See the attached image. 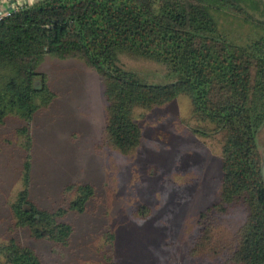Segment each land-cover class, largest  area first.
Here are the masks:
<instances>
[{
    "label": "trees",
    "instance_id": "trees-1",
    "mask_svg": "<svg viewBox=\"0 0 264 264\" xmlns=\"http://www.w3.org/2000/svg\"><path fill=\"white\" fill-rule=\"evenodd\" d=\"M121 53L164 65L171 81L148 84L119 64ZM47 56L80 60L97 75L106 108L102 142L114 151L140 146L136 111L186 97L188 133L221 161L218 193L198 214L188 256L196 264H264L261 0H43L0 21V128L8 118L24 123L17 129L25 140L23 189L10 204L15 236L26 230L29 239L60 252L73 246L69 215L88 214L90 203L97 207L102 198L94 185L78 181L63 186L54 207L30 197L31 124L59 96L38 71ZM136 213L146 217L149 208ZM101 240L106 264H116L109 226ZM43 259L14 237L0 244V264Z\"/></svg>",
    "mask_w": 264,
    "mask_h": 264
},
{
    "label": "rangeland",
    "instance_id": "rangeland-1",
    "mask_svg": "<svg viewBox=\"0 0 264 264\" xmlns=\"http://www.w3.org/2000/svg\"><path fill=\"white\" fill-rule=\"evenodd\" d=\"M118 61L148 84L171 81L166 67L150 59L121 53ZM38 71L59 96L31 124L30 197L51 208L62 201L63 186L78 181L94 185L102 203L91 202L88 214L69 215L75 229L69 250L52 251L49 242L29 239L26 230L15 236L10 204L23 189L25 140L17 129L24 123L8 118L0 128V244L14 237L43 254V264H106L100 247L105 225L115 236L116 264H196L188 245L199 212L218 193L221 161L188 133V99L136 111L142 142L121 153L102 142L106 108L94 71L80 60L53 56ZM258 144L264 156V128ZM143 205L149 208L146 217L136 213Z\"/></svg>",
    "mask_w": 264,
    "mask_h": 264
},
{
    "label": "crops",
    "instance_id": "crops-1",
    "mask_svg": "<svg viewBox=\"0 0 264 264\" xmlns=\"http://www.w3.org/2000/svg\"><path fill=\"white\" fill-rule=\"evenodd\" d=\"M43 0H0V11L4 14H11L18 9L36 4Z\"/></svg>",
    "mask_w": 264,
    "mask_h": 264
},
{
    "label": "built area",
    "instance_id": "built-area-1",
    "mask_svg": "<svg viewBox=\"0 0 264 264\" xmlns=\"http://www.w3.org/2000/svg\"><path fill=\"white\" fill-rule=\"evenodd\" d=\"M10 14H4L0 11V21L3 20L5 17H8Z\"/></svg>",
    "mask_w": 264,
    "mask_h": 264
},
{
    "label": "water",
    "instance_id": "water-1",
    "mask_svg": "<svg viewBox=\"0 0 264 264\" xmlns=\"http://www.w3.org/2000/svg\"><path fill=\"white\" fill-rule=\"evenodd\" d=\"M261 1L264 4V0H261ZM262 158H263V161H262V171H263L262 176L264 177V157L262 156Z\"/></svg>",
    "mask_w": 264,
    "mask_h": 264
}]
</instances>
